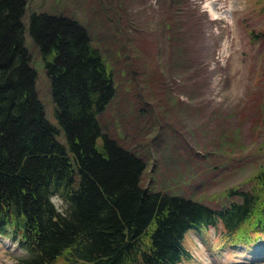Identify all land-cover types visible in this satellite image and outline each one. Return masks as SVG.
Segmentation results:
<instances>
[{"label":"trees","instance_id":"obj_1","mask_svg":"<svg viewBox=\"0 0 264 264\" xmlns=\"http://www.w3.org/2000/svg\"><path fill=\"white\" fill-rule=\"evenodd\" d=\"M23 10L24 0H0V237L26 251L15 264H181L184 234L210 225L228 245L251 244L264 230V162L219 205L143 186L145 160L100 128L112 70L85 27L43 10L24 24ZM25 31L43 59L54 122Z\"/></svg>","mask_w":264,"mask_h":264},{"label":"rangeland","instance_id":"obj_2","mask_svg":"<svg viewBox=\"0 0 264 264\" xmlns=\"http://www.w3.org/2000/svg\"><path fill=\"white\" fill-rule=\"evenodd\" d=\"M42 10L80 22L111 68L114 93L97 119L145 160L143 186L219 205L264 162V0H24L23 23ZM24 36L54 122L43 59ZM217 226L184 234L181 264H264V230L228 245ZM25 254L0 237V264Z\"/></svg>","mask_w":264,"mask_h":264}]
</instances>
